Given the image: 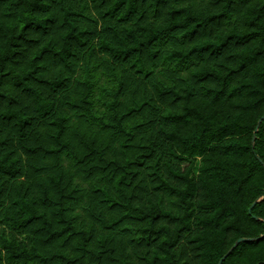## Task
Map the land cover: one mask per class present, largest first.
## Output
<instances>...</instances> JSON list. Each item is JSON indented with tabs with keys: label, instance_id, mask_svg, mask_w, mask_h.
Here are the masks:
<instances>
[{
	"label": "trees",
	"instance_id": "16d2710c",
	"mask_svg": "<svg viewBox=\"0 0 264 264\" xmlns=\"http://www.w3.org/2000/svg\"><path fill=\"white\" fill-rule=\"evenodd\" d=\"M238 239L264 264V0H0V264Z\"/></svg>",
	"mask_w": 264,
	"mask_h": 264
},
{
	"label": "water",
	"instance_id": "95a60500",
	"mask_svg": "<svg viewBox=\"0 0 264 264\" xmlns=\"http://www.w3.org/2000/svg\"><path fill=\"white\" fill-rule=\"evenodd\" d=\"M255 205V202L250 206V208H249V212H250V210H251V208L253 207ZM241 241H245V239H238L237 241H236V243L232 246V248L221 258V260L218 262V264H221V261L229 254V252L235 247V245L237 244V243H239V242H241Z\"/></svg>",
	"mask_w": 264,
	"mask_h": 264
}]
</instances>
